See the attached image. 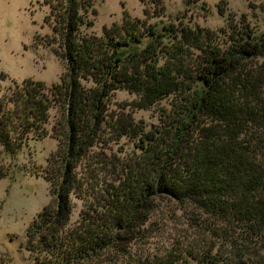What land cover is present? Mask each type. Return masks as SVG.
<instances>
[{
  "label": "trees",
  "instance_id": "obj_1",
  "mask_svg": "<svg viewBox=\"0 0 264 264\" xmlns=\"http://www.w3.org/2000/svg\"><path fill=\"white\" fill-rule=\"evenodd\" d=\"M45 1L58 13L65 72L50 87L27 79L0 95L5 154L47 136L57 115L42 176L51 200L25 229L34 263L264 264V34L231 24L218 35L183 25L137 33L126 22L96 36L82 29L92 27L90 0ZM122 91L135 110L168 106L147 128L128 105L110 110ZM121 140L129 151L112 153ZM166 201L187 215L191 237L159 235Z\"/></svg>",
  "mask_w": 264,
  "mask_h": 264
},
{
  "label": "rangeland",
  "instance_id": "obj_2",
  "mask_svg": "<svg viewBox=\"0 0 264 264\" xmlns=\"http://www.w3.org/2000/svg\"><path fill=\"white\" fill-rule=\"evenodd\" d=\"M57 14L54 10L53 16L50 15L45 0H0V95L27 79L47 87L60 82L65 70L54 54L57 37L52 33ZM83 18L92 27L82 29L96 36L113 23L126 22L135 23L137 33L148 25L159 32H163V26L183 25L217 33L231 24L239 30L247 25L260 35L264 34V0H90ZM132 100L133 96L123 91L115 92L109 108L116 113L120 106L128 105L123 112L147 128L159 122V109L168 106V101L163 100L148 110H135L130 104ZM49 114L47 136L26 141L14 155L3 153L0 147V264H35L24 249L25 229L51 200L42 178L46 160L56 149L50 129L57 115L54 110ZM130 147L126 140L110 146L112 153L128 152ZM165 204L167 208L161 210L165 216L159 215L162 228L159 235L179 241L177 234L191 237L184 222L187 215L178 210L179 205L168 201ZM72 205L71 221L81 207L75 200ZM155 239L150 240L151 251L159 246Z\"/></svg>",
  "mask_w": 264,
  "mask_h": 264
}]
</instances>
